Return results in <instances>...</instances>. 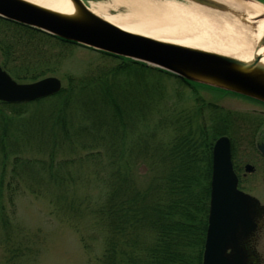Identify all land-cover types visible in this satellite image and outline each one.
Here are the masks:
<instances>
[{
  "label": "trees",
  "instance_id": "16d2710c",
  "mask_svg": "<svg viewBox=\"0 0 264 264\" xmlns=\"http://www.w3.org/2000/svg\"><path fill=\"white\" fill-rule=\"evenodd\" d=\"M19 44L16 41L17 61L21 60ZM103 56L117 58L119 62L107 70L80 77L67 75L66 84L54 95L24 103L0 102V228L7 233L3 200L5 190L11 201L19 187L12 184L13 179H22L25 188L35 195L56 197L53 199L59 206L58 198L64 199V195L58 190L66 183L63 172L71 176L65 170V163L72 159L58 160L56 153L65 156L66 149L70 155L75 143L118 151L130 144L131 132L141 128L131 144L139 147L143 157L150 154L154 158L153 162L149 158L145 160L149 166L147 179L139 183L128 160L123 165L116 164L115 169L106 172L101 186L103 198L93 207L97 230L104 232L99 264H201L210 162L209 159L194 160L195 144L183 128V122L172 129L174 135L169 141L153 139L152 142L157 128L150 127L152 121L148 116L153 111L158 89L155 91V85L142 80L145 71L174 75L125 57L107 53ZM28 68L22 64L15 68V73L26 74ZM44 74L41 71L30 79ZM123 74L128 78L124 79ZM178 81L188 82L181 78ZM162 124L167 129L172 125L166 121ZM220 133L229 134L227 121L222 126L210 127L200 137L203 143L198 145H211ZM26 150L43 152L46 156L24 155ZM7 173L12 180L3 181ZM45 178L57 190L44 189ZM59 209L65 210L62 205Z\"/></svg>",
  "mask_w": 264,
  "mask_h": 264
},
{
  "label": "rangeland",
  "instance_id": "374dc122",
  "mask_svg": "<svg viewBox=\"0 0 264 264\" xmlns=\"http://www.w3.org/2000/svg\"><path fill=\"white\" fill-rule=\"evenodd\" d=\"M95 1L109 4V0ZM175 1L183 5L191 3L188 0ZM110 12H123V8L118 7ZM13 30L15 44L16 41L20 43L18 54L21 60L17 61L15 55L12 66L16 68L22 64L28 65V70H25L26 74L15 73V76H25V81L44 71L45 75L60 78L62 84L65 85L67 75L80 77L90 72L107 70L119 62L117 58L102 56L80 45L64 44L36 31L19 27ZM23 45L27 47L23 48ZM25 53L26 56H23ZM32 66L36 69H32ZM122 76L124 79L128 78L126 74ZM142 80L149 85H155V91L158 89L155 92L153 111L148 116L152 121L150 127L157 128L154 138H151L152 142H154L153 139L162 142L169 141L168 139L172 137L171 122L173 123L177 116L186 120L190 119L192 126L194 125L193 116L197 101L192 95V89L183 88L172 76L159 75L151 71H145ZM209 89L199 88V94L206 101H214L235 113H248L247 111L254 104L242 97L226 94L218 88L209 86ZM161 121L162 123L170 122L171 126L168 129L162 128ZM175 123L177 125V122ZM140 132L141 128H136L135 132H131L130 144L123 149L119 148L118 151H107L101 146L82 147L81 144L75 143L70 155L66 149H64L65 156L61 153L55 154L58 160L63 157L72 159V162L65 163V170L70 171L71 176H66L63 172L66 183L61 190H58L64 195V199L63 197L58 198V205H62L65 210L56 206L57 201L53 199L56 200V197L51 196L53 197L51 199L48 194H46L47 197L35 195L25 188L26 185L22 179L12 180L9 178L10 173H7L3 181L12 180V184L19 187L14 192L11 201L6 197L7 191L4 192L3 217L8 221V228L7 233L0 228V264H99L104 249V232L97 230L99 226L92 213L93 207L103 198L101 186L104 185L106 172L115 169L116 164L123 165L124 160L126 162L128 160L131 163L130 167L135 170L136 180L143 184L147 179L146 172L149 166L145 160L149 158L153 162L154 158L150 154L143 157V153H139V147L131 144ZM238 144L240 145L239 142ZM245 145L249 151L253 152L251 139ZM97 150L101 151L96 153ZM90 152L92 156L89 155ZM23 154L46 156L45 153L38 154L35 150H26ZM111 162L114 163L113 166ZM9 169L10 166H8ZM260 177V174H256L250 178L251 181L247 187L264 201V183L259 181ZM43 185H45L44 189L57 190L52 183H48L46 178ZM72 221L77 223L76 227L71 224Z\"/></svg>",
  "mask_w": 264,
  "mask_h": 264
},
{
  "label": "water",
  "instance_id": "95a60500",
  "mask_svg": "<svg viewBox=\"0 0 264 264\" xmlns=\"http://www.w3.org/2000/svg\"><path fill=\"white\" fill-rule=\"evenodd\" d=\"M71 13H63L29 0H0V14L51 34L113 55L158 67L189 81L200 82L264 102V65L256 55L264 45V31L253 44L251 59L207 49L171 43L132 33L93 13L82 0H69ZM226 14L243 26L254 28L262 15L247 18L245 12L220 0H188ZM61 82L47 76L17 83L0 69V100L29 101L59 91ZM258 201L236 188L229 160V140L219 137L213 145L210 200L202 264H240L234 253L250 229ZM237 242V243H236ZM230 249V252L226 250Z\"/></svg>",
  "mask_w": 264,
  "mask_h": 264
},
{
  "label": "bare ground",
  "instance_id": "6f19581e",
  "mask_svg": "<svg viewBox=\"0 0 264 264\" xmlns=\"http://www.w3.org/2000/svg\"><path fill=\"white\" fill-rule=\"evenodd\" d=\"M63 13H71L69 0H29ZM241 9L247 18L262 15L249 28L216 11L175 0H88L89 9L120 28L162 41L220 52L241 60L251 59L252 47L264 31V5L250 0H220ZM118 7L123 12H110ZM264 65V45L258 49Z\"/></svg>",
  "mask_w": 264,
  "mask_h": 264
},
{
  "label": "flooded vegetation",
  "instance_id": "af4514ba",
  "mask_svg": "<svg viewBox=\"0 0 264 264\" xmlns=\"http://www.w3.org/2000/svg\"><path fill=\"white\" fill-rule=\"evenodd\" d=\"M16 27L22 29L29 28L0 14V67L6 72H8L14 60V43L12 42L15 41L13 29ZM188 86L195 91L196 99H204L199 94V88L203 89V87L196 84H188ZM250 101L255 106L253 104L249 111H247L248 113H235L232 110L226 109L232 111L228 115H225L223 110L218 109L216 107L218 104L213 101L207 102V104H212V106L197 104L193 116L195 121L192 120L194 121V125L192 126V123L190 126L188 125L190 119H185V121L188 125V131L186 132L195 144V151L192 152L194 160L209 159L211 161L212 145L199 146L198 143H203L200 137L206 131L205 124L207 122H212L214 119L223 122V117L226 116L227 126L231 129V137L235 140L230 148V159L237 175V185L241 190L257 197L263 205V208L256 209L253 214V227L250 233L242 236L238 241L237 246L239 250H237V256L240 258L241 264H264V201L254 195L250 188L247 187L251 181L250 178H253L256 174L261 175L259 181L262 184L264 183V102L258 100ZM242 139L245 143L251 139L253 152L247 149L245 143L241 145ZM246 165H249L251 168H248L249 170L245 169Z\"/></svg>",
  "mask_w": 264,
  "mask_h": 264
}]
</instances>
